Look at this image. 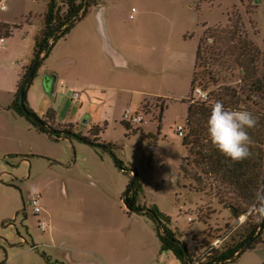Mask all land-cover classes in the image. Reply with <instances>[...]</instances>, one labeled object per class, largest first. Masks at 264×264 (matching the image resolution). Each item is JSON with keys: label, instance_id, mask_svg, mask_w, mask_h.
<instances>
[{"label": "rangeland", "instance_id": "rangeland-1", "mask_svg": "<svg viewBox=\"0 0 264 264\" xmlns=\"http://www.w3.org/2000/svg\"><path fill=\"white\" fill-rule=\"evenodd\" d=\"M46 2L0 0V22L14 25L0 44V264H181L159 250L154 222L123 203L128 174L114 159L134 168L138 202L168 216L188 251L200 256L229 242L253 208L234 218L224 205L228 191L184 161L183 100L203 27L225 25L231 8L264 56V0H100L89 6L38 66L26 100L41 118L53 111L52 128L70 124L88 136L97 126V140L110 149L49 138L7 108ZM214 70L217 85H237L236 69ZM200 91L204 97L190 93L194 101L207 99ZM124 111L140 121H123ZM229 264H264V244Z\"/></svg>", "mask_w": 264, "mask_h": 264}, {"label": "trees", "instance_id": "trees-1", "mask_svg": "<svg viewBox=\"0 0 264 264\" xmlns=\"http://www.w3.org/2000/svg\"><path fill=\"white\" fill-rule=\"evenodd\" d=\"M99 1L47 0L40 28L32 38L31 56L22 69L23 72L20 74L13 98L7 108L22 116L37 132L49 138H73L91 146L110 149L109 143L97 140L99 132L97 126L90 128L88 136L75 132L70 124L61 129L52 128L53 111L49 109L45 118H41L29 107L26 100V90L36 69L47 57L55 41L69 31L74 22L85 14L89 6H95ZM254 1L258 2V0ZM12 28L14 25L0 22L1 41L11 35ZM37 57H40V61L25 86L22 103L19 105L17 89L31 63ZM260 61L261 67L259 66ZM216 66L225 71L236 69L237 85L235 87L217 85L218 70H214ZM208 87L213 89H208ZM195 88L206 90L207 99L194 101L190 93ZM217 100L222 101L227 109L247 110L258 118L256 127L247 130L253 142L250 146L252 155L243 161L231 162L208 140L207 119L210 115V106ZM183 102L186 105L184 117L186 133L181 140L186 150L184 161L201 176L212 180L217 189L222 188L228 191L230 201L228 200L224 205L234 218L246 214L252 207V219L247 214L246 221L236 230L235 236L231 237L229 242L219 247H207L200 256H197L188 251L185 244L176 237L175 230L168 227V216L160 212L154 204L145 205L138 202L141 185L134 168L130 165L126 167L121 161L114 159L115 165L128 174L122 201L129 210L145 215L154 222L159 250L169 251L181 264L185 262L188 264H229L234 262L243 251L252 249L255 244H264V239L261 238L264 221L257 222L255 219L260 214L256 194L264 189V56L247 37L244 23L234 8L226 14L225 25L203 27L194 51L189 92ZM157 107L158 126L163 103L160 102ZM123 126L125 129L129 128L125 122ZM47 127L53 129L54 132H48ZM253 236H255L254 240L244 248ZM30 248L34 249L36 246L32 245Z\"/></svg>", "mask_w": 264, "mask_h": 264}, {"label": "clouds", "instance_id": "clouds-1", "mask_svg": "<svg viewBox=\"0 0 264 264\" xmlns=\"http://www.w3.org/2000/svg\"><path fill=\"white\" fill-rule=\"evenodd\" d=\"M3 10H7L6 7ZM258 118L247 110L227 109L224 103L217 100L210 106V115L207 119L208 140L231 162L236 163L249 158L252 153L250 146L253 143L248 129L256 127ZM260 205V214L255 219L264 221V189L256 194Z\"/></svg>", "mask_w": 264, "mask_h": 264}, {"label": "built area", "instance_id": "built-area-1", "mask_svg": "<svg viewBox=\"0 0 264 264\" xmlns=\"http://www.w3.org/2000/svg\"><path fill=\"white\" fill-rule=\"evenodd\" d=\"M2 43V41L0 40V44ZM195 93L201 95L202 97L205 96L204 93H202L200 91V89L196 88L194 89ZM72 100H77V94L74 93L72 95ZM141 119L140 115H135V114H130L128 111H124L123 114H122V120L125 121V122H139ZM176 134L178 136H183V129L182 127H177L176 128ZM30 206H31V210L33 213H37L38 212V205H37V196H33L31 199H30ZM40 227H42V224L40 225ZM195 264V263H194Z\"/></svg>", "mask_w": 264, "mask_h": 264}, {"label": "water", "instance_id": "water-1", "mask_svg": "<svg viewBox=\"0 0 264 264\" xmlns=\"http://www.w3.org/2000/svg\"><path fill=\"white\" fill-rule=\"evenodd\" d=\"M39 61H40V57H37V58H35V59L33 60V62L31 63V65H30V67H29V69H28V71H27V73L25 74V76L23 77V79H22L21 82H20V85H19V87H18V89H17V98H18V103H19V105H21V103H22V97H23V94H24L25 86L27 85V83H28L30 77H31L32 74L34 73V71H35V69H36V67H37V65H38V63H39ZM50 91H52V84H51V86H50ZM46 129H47L48 132H54V130L51 129V128H48V127H47ZM254 238H255V236H253V237L247 242V244L244 245V248H245L249 243H251V242L254 240ZM184 264H188V263L185 262Z\"/></svg>", "mask_w": 264, "mask_h": 264}, {"label": "crops", "instance_id": "crops-1", "mask_svg": "<svg viewBox=\"0 0 264 264\" xmlns=\"http://www.w3.org/2000/svg\"><path fill=\"white\" fill-rule=\"evenodd\" d=\"M3 42V41H2ZM114 57L115 58H118V55L116 53H114ZM121 61L123 60L121 57H120Z\"/></svg>", "mask_w": 264, "mask_h": 264}]
</instances>
